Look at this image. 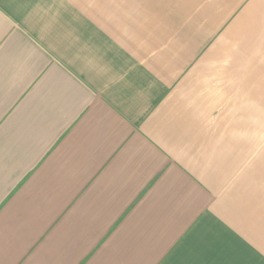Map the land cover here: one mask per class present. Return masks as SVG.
I'll return each mask as SVG.
<instances>
[{"label":"crops","instance_id":"0c3cea01","mask_svg":"<svg viewBox=\"0 0 264 264\" xmlns=\"http://www.w3.org/2000/svg\"><path fill=\"white\" fill-rule=\"evenodd\" d=\"M0 264H264V0H0Z\"/></svg>","mask_w":264,"mask_h":264}]
</instances>
